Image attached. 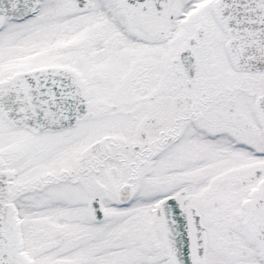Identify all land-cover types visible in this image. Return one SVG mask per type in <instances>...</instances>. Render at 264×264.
Listing matches in <instances>:
<instances>
[{"label": "snow or ice", "instance_id": "snow-or-ice-1", "mask_svg": "<svg viewBox=\"0 0 264 264\" xmlns=\"http://www.w3.org/2000/svg\"><path fill=\"white\" fill-rule=\"evenodd\" d=\"M0 264H264V0H0Z\"/></svg>", "mask_w": 264, "mask_h": 264}]
</instances>
